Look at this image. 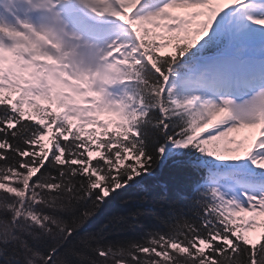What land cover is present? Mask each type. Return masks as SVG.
Masks as SVG:
<instances>
[{
	"label": "snow or ice",
	"instance_id": "snow-or-ice-1",
	"mask_svg": "<svg viewBox=\"0 0 264 264\" xmlns=\"http://www.w3.org/2000/svg\"><path fill=\"white\" fill-rule=\"evenodd\" d=\"M0 264H264V0H0Z\"/></svg>",
	"mask_w": 264,
	"mask_h": 264
}]
</instances>
